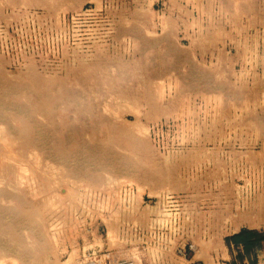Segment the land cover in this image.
<instances>
[{
	"label": "rangeland",
	"instance_id": "obj_1",
	"mask_svg": "<svg viewBox=\"0 0 264 264\" xmlns=\"http://www.w3.org/2000/svg\"><path fill=\"white\" fill-rule=\"evenodd\" d=\"M242 229L264 0H0V264H251Z\"/></svg>",
	"mask_w": 264,
	"mask_h": 264
},
{
	"label": "trees",
	"instance_id": "obj_2",
	"mask_svg": "<svg viewBox=\"0 0 264 264\" xmlns=\"http://www.w3.org/2000/svg\"><path fill=\"white\" fill-rule=\"evenodd\" d=\"M227 242L238 249H241V252L238 254L240 260L248 258L251 264H257L258 250L264 243V231L242 229L238 233L229 237Z\"/></svg>",
	"mask_w": 264,
	"mask_h": 264
},
{
	"label": "crops",
	"instance_id": "obj_3",
	"mask_svg": "<svg viewBox=\"0 0 264 264\" xmlns=\"http://www.w3.org/2000/svg\"><path fill=\"white\" fill-rule=\"evenodd\" d=\"M264 247V243H263V246H262V248ZM264 256V254H263V249L262 250H260L259 252H258V259H259V261H260V259H261V257H263Z\"/></svg>",
	"mask_w": 264,
	"mask_h": 264
}]
</instances>
